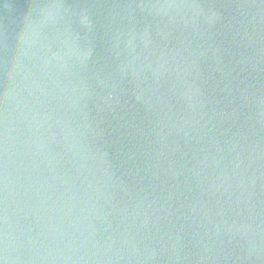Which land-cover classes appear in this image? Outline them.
<instances>
[{"label": "water", "instance_id": "95a60500", "mask_svg": "<svg viewBox=\"0 0 264 264\" xmlns=\"http://www.w3.org/2000/svg\"><path fill=\"white\" fill-rule=\"evenodd\" d=\"M0 264H264V0H0Z\"/></svg>", "mask_w": 264, "mask_h": 264}]
</instances>
